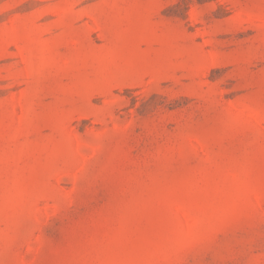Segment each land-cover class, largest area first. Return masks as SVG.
Listing matches in <instances>:
<instances>
[{
	"label": "rangeland",
	"instance_id": "1",
	"mask_svg": "<svg viewBox=\"0 0 264 264\" xmlns=\"http://www.w3.org/2000/svg\"><path fill=\"white\" fill-rule=\"evenodd\" d=\"M0 264H264V0H0Z\"/></svg>",
	"mask_w": 264,
	"mask_h": 264
}]
</instances>
